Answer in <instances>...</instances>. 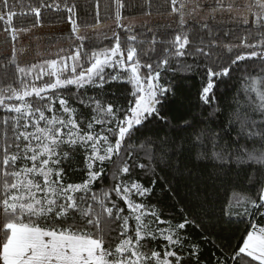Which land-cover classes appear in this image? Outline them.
<instances>
[{"label":"snow or ice","instance_id":"6c2138e0","mask_svg":"<svg viewBox=\"0 0 264 264\" xmlns=\"http://www.w3.org/2000/svg\"><path fill=\"white\" fill-rule=\"evenodd\" d=\"M145 2L151 7V0ZM16 4L0 0V22L13 41L31 31L11 26ZM170 4L178 15L173 34L158 38L153 33L145 41L120 23L124 0H114L115 18L126 36L122 41L114 32L111 46L90 52L75 0L29 6L37 22L43 7L65 10L75 35L57 59L38 64L22 66L13 47L15 85H0V264H264V0H252L241 13L242 23L251 24L249 32L255 29L259 39L248 43L246 36L239 45L223 44L232 55L222 67L218 30L206 21L188 20L195 21L203 10L200 0ZM233 7L213 0L208 18L215 21L217 13H231ZM240 48L250 51H236ZM188 58L204 68L201 111L188 108L173 124L175 92L166 77L173 63L178 71L192 70ZM253 58L260 71L245 69L238 81L246 104L222 106L216 99L218 83L231 79L239 62ZM112 82L130 86L124 103L106 99L105 85ZM89 89L98 92L88 95ZM205 107L211 108L207 117ZM222 111L224 121L208 119ZM140 153L147 164L138 162ZM196 161L212 162L221 186L241 188L247 177L254 195L232 191L227 199L215 200L205 218L211 198L206 190L199 204L180 208L177 222L174 216L162 219L161 209L150 203L157 181L175 195V174L199 180ZM136 168L148 178L147 186L133 176ZM77 172L83 173L78 182L69 178ZM103 179L110 185L97 190Z\"/></svg>","mask_w":264,"mask_h":264},{"label":"trees","instance_id":"16d2710c","mask_svg":"<svg viewBox=\"0 0 264 264\" xmlns=\"http://www.w3.org/2000/svg\"><path fill=\"white\" fill-rule=\"evenodd\" d=\"M235 2H240L242 9L245 10L246 6L252 2V0H230ZM45 3H53V0H44ZM61 4H63V0H59ZM77 4V22L81 26L83 30V34L88 37L85 40L84 46L86 51H91L93 49H97L100 47L111 46L113 33L118 32L121 40L123 41L126 32L123 28L118 27L117 24L112 26L115 22H117L115 18V7L114 0H98L99 8L97 9V0H75ZM125 8L122 9V21L127 20H135L141 19L144 17H164L171 16L175 13L171 12V4L170 0H151V7L145 2V0H124ZM40 7L41 0H17L16 7L14 11L18 13L17 16L13 18L12 27H16L17 29L31 28L29 32H20L16 41L11 39V34L9 31H5V24L0 22V37L4 36L8 39V41L12 45L11 51L1 52L0 53V85L7 86L8 84L15 85L16 82V71L15 66L10 64V57L13 52L14 44L16 50V56L19 63L23 66L26 64L33 63H42L44 60L49 59H57V56H43V57H30L29 54L22 53V44L24 37L30 38L34 36H44V39L48 40V37L51 39L58 38L57 42L51 43V45L47 44V48L44 50L49 52L48 46L51 48L50 52H57L59 49H69L72 44V40L74 39V35L71 32V24L67 19V13L65 10H55L54 8L43 7L41 8V14L39 17V21L37 22V18L33 13L29 11V6ZM97 11L99 15L97 16ZM150 12L151 14H147ZM249 20H252V14L249 13ZM97 27L93 28L91 26L97 25ZM114 22V23H113ZM196 21H189L190 24L195 23ZM205 22V21H204ZM204 22H199L200 24ZM213 28L214 31L219 32L218 39L220 41L221 47L217 49L218 55L222 56V61L219 62V66H225L229 62V54L223 48V44L230 43L232 45H239L244 37L247 36L248 43L256 42L259 37L256 34L255 29L249 32V28L252 27L251 24L244 25L241 24H220L212 21H206ZM38 26L33 27V25ZM101 26L100 28H98ZM177 26V23L172 26V28L167 27H159L156 25H148L142 27H128L132 30L133 34H136L138 39H144L148 41L151 39L153 33L156 34L158 38H168L170 37L174 29ZM110 27L109 35L107 36L109 39H104V33L107 32L106 28ZM151 30V31H149ZM198 30V29H197ZM225 32H228L229 35L225 36ZM33 35V36H32ZM205 39L208 37L206 32L204 33ZM193 39H195V34H193ZM13 43V44H12ZM146 46V45H145ZM144 47V46H141ZM159 45L157 48L159 49ZM74 50V48L72 49ZM241 53L250 51L249 49H236ZM28 56L27 58L25 56ZM153 55V54H149ZM147 59V58H145ZM187 62L189 64H193L194 67L190 71H178L177 65L173 63L172 67L174 71L168 72L166 81L171 83V86L175 92L176 103L173 104L170 108L171 115L176 117L173 120V124L179 119L181 115H183L188 108H191L193 111L199 112L200 108V100L198 93L201 90L203 83L205 82L204 77V68L203 67H195V62L188 58ZM203 61H201V64ZM211 63V62H210ZM239 70L235 71L231 74V79H226L223 83H218V91L216 99L223 106L226 102L228 104H232L235 107L236 101L240 102L241 106H244L247 102V97L243 94V84L242 82L238 83L241 80L242 73H244L245 69L248 73H258L260 71L261 65L259 64L258 59L253 58L252 60H246L239 62ZM88 65L86 64L85 67ZM212 67L216 68L217 64H211ZM49 78L47 76L44 77V81H47ZM44 81H37L36 83L39 85ZM165 82V81H162ZM130 86L124 83L112 82L110 84L105 85V92L109 93L106 96V99L109 101H117L119 103H124L123 97L126 96L129 92ZM74 92L75 89L72 88ZM98 92L96 89H89L88 95H94ZM115 95H112V94ZM68 95L67 91L64 93ZM70 103L72 101L70 100ZM80 107L79 105H76ZM83 110V109H81ZM211 111V108L205 107L204 116H208V112ZM256 115V114H253ZM256 118L259 119V116L256 115ZM208 119L215 120L217 123L225 120V113L222 111L221 113H217L216 117H208ZM215 127V124L212 125ZM219 131V129H216ZM163 135V133H161ZM181 136L185 134L181 133ZM155 138V137H153ZM143 154L140 153L137 156L138 162L140 163H148V160L142 158ZM78 160H81V163L78 165L80 168L83 167L82 158L78 157ZM154 163V161H153ZM212 162L210 161H196L194 166V171L196 176L199 177L197 180L195 177L189 178L187 173L181 175L179 173L175 174V179H173V185L176 189V194L173 195L166 190V185L158 180L156 188L154 189L155 198H150V203L156 204L158 208L161 209V218L162 219H171L173 216L175 219L173 222H177L180 219V208H188L193 204H199L201 200H204V192L207 190L211 194V198L206 200V209L203 211V215L205 218H210L211 209L215 200H225L227 199L232 191L241 192L243 194H252L251 185L246 183L247 177H243L242 187L237 189H232L227 186H221L220 181L217 179L218 172L215 168L211 166ZM205 165H207L205 167ZM159 171V168L157 169ZM163 175V173H161ZM83 176L82 172L73 173L70 175V179L74 181H79ZM107 176V173H105ZM133 176L136 179H139L146 186L148 184V178L143 175L142 170L136 168L133 171ZM261 173L259 170L256 172V180L259 181ZM111 181L109 179H103V184L100 182L97 183L96 189L99 190L101 186L108 187ZM239 209H237L238 211ZM259 223V221H257ZM241 230H243L244 225H238ZM230 227H237V225H231ZM190 234L195 235V230L189 228L187 230ZM157 250H160L157 246ZM207 254V252H206Z\"/></svg>","mask_w":264,"mask_h":264},{"label":"rangeland","instance_id":"374dc122","mask_svg":"<svg viewBox=\"0 0 264 264\" xmlns=\"http://www.w3.org/2000/svg\"><path fill=\"white\" fill-rule=\"evenodd\" d=\"M200 3L203 5V10L199 11L198 14L196 15V22H204V21H212L220 24H232V23H242L243 17L241 16V13H243L245 10L242 9L243 6L239 7L241 5L240 2H235V1H230V0H225V3H234L233 11L231 13L228 12H223V13H217L215 21L211 20L208 18V6L213 3V0H200ZM194 5L190 4V7ZM250 15V14H248ZM189 21H193L190 17L188 18ZM178 21V15L174 14L171 16H164V17H144L141 19H135V20H127V21H122L124 26L126 27H142V26H148V25H156L159 27H166L168 25L173 26L176 24ZM114 23V22H113ZM115 24L118 25V22H115L112 24V26H115ZM101 27V26H100ZM98 27V28H100ZM109 30L110 27L106 28V31L104 33V36L109 35ZM33 36V35H32ZM38 36V34H37ZM34 36L30 37L29 39L24 37L23 39V44H22V53L29 54L30 57H43V56H56L55 54L58 52H50L51 48L48 46L49 52L45 51L44 48H47V44L51 45V43L57 42L58 38L51 39L48 37V40L44 39V36ZM13 44V43H12ZM16 45L14 44V47ZM12 45L8 41V39L4 36L0 37V53L1 52H7L11 51ZM27 55L25 56L26 58L28 57Z\"/></svg>","mask_w":264,"mask_h":264},{"label":"water","instance_id":"95a60500","mask_svg":"<svg viewBox=\"0 0 264 264\" xmlns=\"http://www.w3.org/2000/svg\"><path fill=\"white\" fill-rule=\"evenodd\" d=\"M100 27V26H99Z\"/></svg>","mask_w":264,"mask_h":264}]
</instances>
